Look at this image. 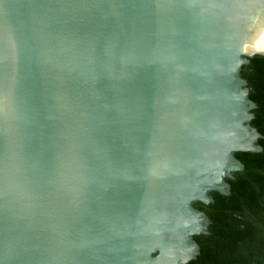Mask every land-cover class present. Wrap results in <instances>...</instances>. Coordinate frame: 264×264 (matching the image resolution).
Returning a JSON list of instances; mask_svg holds the SVG:
<instances>
[{
	"label": "water",
	"instance_id": "obj_1",
	"mask_svg": "<svg viewBox=\"0 0 264 264\" xmlns=\"http://www.w3.org/2000/svg\"><path fill=\"white\" fill-rule=\"evenodd\" d=\"M264 0H0V264H184L264 193Z\"/></svg>",
	"mask_w": 264,
	"mask_h": 264
},
{
	"label": "trees",
	"instance_id": "obj_2",
	"mask_svg": "<svg viewBox=\"0 0 264 264\" xmlns=\"http://www.w3.org/2000/svg\"><path fill=\"white\" fill-rule=\"evenodd\" d=\"M184 264H264V193L250 212L230 215L210 250Z\"/></svg>",
	"mask_w": 264,
	"mask_h": 264
}]
</instances>
